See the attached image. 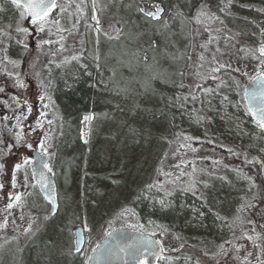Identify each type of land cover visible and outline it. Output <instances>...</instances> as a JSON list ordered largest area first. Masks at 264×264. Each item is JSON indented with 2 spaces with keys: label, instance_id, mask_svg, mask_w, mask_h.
Here are the masks:
<instances>
[{
  "label": "snow or ice",
  "instance_id": "obj_1",
  "mask_svg": "<svg viewBox=\"0 0 264 264\" xmlns=\"http://www.w3.org/2000/svg\"><path fill=\"white\" fill-rule=\"evenodd\" d=\"M235 3L238 0H160L152 5L153 10H146L140 6V0H0V108L4 110L0 111V201L4 202L0 207V230L11 223L15 226L14 230H20L21 236L33 241L47 227V222L58 216L60 205L56 193L50 189L48 175L44 171L39 173L41 192L33 182L36 177L34 160L20 149L35 153L41 158L39 163L47 174L56 175V140L65 136V130L51 92L55 87L56 70H61L60 75L63 76L67 66L74 62L78 66L76 73L83 70L85 76L92 78L90 86L115 98V110L121 113L127 111L131 118L118 125V129L125 130L123 138L118 141L120 144L127 148L129 144L141 145L155 138L167 144L169 149L174 143L177 144L171 150V159L175 160L177 155L181 158L171 165L176 171H166L163 165L169 159V151L165 150L154 168L155 178L140 186L131 200L121 204L107 219L103 231L105 242L113 237L117 240L127 239L124 229L114 227L118 222L126 229L140 233L139 242L105 247L103 252L102 244L97 243L91 249L93 255H88L81 246L82 233L77 230L74 233V247L62 248L54 237L45 241L41 251L44 264H56L54 255L58 248L60 256H81L82 264H89L104 254L123 255L131 258L134 264H150L149 257L157 264L160 261L173 264L181 257H171L166 253L182 252L185 245L166 247L165 239L172 234L171 229L153 220H148L147 224L141 223L136 205L146 201L153 210H175L173 198L178 193H191L200 201L199 206L191 208L194 221L202 222L206 213L201 209L207 208L208 213L232 234L231 238L216 246V251L202 250L203 257L198 258L195 264H222L227 256L238 264H264V21L257 22L245 17V27L235 30L229 27L226 19L235 18L232 11ZM239 6L252 8V5L246 4ZM255 11L264 14V7ZM9 13L12 15L9 16ZM137 14L145 17L143 25L139 23ZM24 21H29L31 26H24ZM81 25L84 28L82 33ZM248 25H252L256 31L249 32ZM202 32L208 34L207 39L199 44L202 51L193 64L189 50L195 49L194 41ZM73 35L80 37L79 49L70 56H62L68 51V37ZM247 35L256 37V40L249 42L240 39ZM53 36L57 38L52 39ZM29 37L34 41L32 47ZM101 38L109 45L107 51L101 47ZM181 41H187L183 51L179 47ZM238 44L240 47L237 49ZM232 50H236L238 59L255 62L252 72L248 71V65L240 66L237 63L233 66L230 59H224L231 55ZM41 56L48 57L42 65ZM57 56H62V59L57 60ZM205 63L210 65L206 72L201 71ZM188 69L193 70L192 75L197 81L193 85L184 83ZM78 78V75L74 76V79ZM242 78H246L254 87L250 90L243 86ZM208 81L214 82V86L209 85ZM64 83L70 86L67 79ZM157 84L187 90L164 97ZM29 88L36 93L35 103L31 96L23 94ZM9 89L14 91L9 92ZM232 93L240 96L241 101L234 102ZM214 99L219 100L221 109L227 106L242 108L243 113L251 118L254 124L251 133L241 127L239 118L235 123L238 134L248 136L251 143L243 148H234L217 145L212 139L201 141L199 137L183 131L169 134L171 128L177 127L173 109L182 116L189 115L203 127L211 122L212 117L201 113L217 110L213 108ZM157 100L163 107L157 104ZM197 104L200 108L195 107ZM189 105L192 107L189 108ZM139 114L151 119L152 123L147 128L137 124L135 118ZM29 116L33 117L31 122ZM98 119L114 120L115 117L107 112L83 115L78 135L84 145L89 144L94 121ZM117 135L119 132L112 139H116ZM194 142L201 146L204 143L212 144L213 151L215 147L223 148L230 157L241 160L243 167L223 164L221 158L212 160L211 171L206 167L198 168L195 154L199 148L194 146ZM189 152L193 158L186 160ZM124 156L127 158V153ZM221 165L233 172L238 181L244 182L240 203L231 216L222 215L218 208L214 209L201 190V186L205 190L211 188L213 179L230 185L233 183L227 176L217 175ZM188 168L190 172L185 171ZM246 168L251 171H246ZM113 172L114 175H106L102 179L108 181L106 188L118 194L123 191L127 180L116 169ZM199 173H203L207 179H199ZM91 175L85 171L82 179ZM185 176L188 177L186 181L183 179ZM76 203L81 209L84 208L79 201ZM92 203L95 204V201ZM180 207L186 206L181 204ZM14 209L18 215L13 212ZM72 215L75 220L81 221L84 231H92L86 214L73 211ZM17 220L26 226L21 229ZM67 222L74 223L70 217ZM57 227L59 235L64 228L62 225ZM174 238L180 239L178 235H174ZM18 239L14 236L0 244V264H4L5 245ZM240 240L247 241L251 248L236 243ZM22 252L21 247L7 249L13 264H22V257L17 259ZM191 260V256L185 257L186 264H191Z\"/></svg>",
  "mask_w": 264,
  "mask_h": 264
},
{
  "label": "trees",
  "instance_id": "obj_2",
  "mask_svg": "<svg viewBox=\"0 0 264 264\" xmlns=\"http://www.w3.org/2000/svg\"><path fill=\"white\" fill-rule=\"evenodd\" d=\"M142 2L153 5L154 3H159L160 0H140V4ZM240 4L252 5V8L250 9L247 7H240ZM262 7H264V0H238V3L233 4L232 7V9L234 10L233 13L235 14V18H227L226 23H228L229 27L235 30L238 27H245V17H247L249 20L262 22L264 21V14L255 11L256 8ZM8 15L11 16L12 13H9ZM137 16H139V23L143 25L145 23V17L141 14H137ZM133 18L135 19L136 17L134 16ZM248 30L249 32L256 31V29L252 25H248ZM242 39L246 41H255L256 37L247 35L242 36ZM105 45L104 49L105 51H107L109 45L107 43H105ZM76 68L77 67H67L64 70L65 74L63 76H61L60 73H57L56 77L55 104L63 118L65 130V136L61 138L58 150V155L60 154L61 158H63V163H65V161L68 160L72 156V154L74 155V141L77 140L79 128L78 124L81 116L89 112L96 114L107 112L114 115L116 120L123 121L126 119H131L127 111L121 113L115 110V98L110 97L107 93L98 92L95 88L91 87L90 85L93 82L92 78L85 76L83 74V70H79V72L76 73ZM93 73L95 75L94 70ZM75 75H78L79 78L74 79ZM65 79L68 80L70 86H65ZM208 84L214 86V82L212 81H208ZM157 87L162 91L164 97L173 96L183 92V90L177 87L167 85L164 86L162 84H157ZM232 98L234 102H239L235 93H232ZM157 104L160 107H163V104H161L159 100H157ZM188 107L190 108L191 106L189 105ZM213 108L217 110L208 113L209 116L212 117V120L210 123H205L202 132L204 136L200 138L201 141L212 139L216 142V144H224L228 147L234 148H243L244 146L251 143L249 137L239 135V130L235 127L237 118H239V120L242 122L241 127L245 131L251 133L253 130L251 127L254 126V124L250 122V117L243 113L242 108L236 109L231 106H227L221 109L218 99L213 100ZM172 113H175V124L177 123L178 126L179 124H181L185 132L190 129L191 132L196 135H199L201 133L199 125H190L191 118L189 117V115L185 114L182 116L179 113H176L175 109L172 110ZM172 113H170V115ZM226 113L228 115H226ZM229 116L231 118H229ZM135 119L137 124H143L146 128L152 123L151 119L144 117L143 114H139ZM124 131L125 130H123V134ZM194 145H199V143L194 142ZM203 145L208 146L209 152L200 149L203 147H199L201 158L208 157L213 154L219 159L222 158L223 164H228L232 167H236L238 165L243 167L241 160H238L235 157H230L223 148L215 147V151H213L212 149L214 148V145L207 143H204ZM88 149L89 151L87 152L86 159L90 156H93L96 152V150L94 151L93 143L88 147ZM76 153H78V151H76ZM146 153H148V151ZM252 154L255 153L253 152ZM90 159L88 158L87 161L88 165L91 167L93 166L91 164L95 161L90 162ZM142 159H144V157ZM207 161L208 160L197 161V167L203 162ZM65 164L67 169L64 173V177L68 172H70V170H72V166L69 167L68 163ZM220 167L221 173H218L217 175L227 176L228 179L233 183L230 185L226 182L213 179L211 181V188L207 190L204 189L202 191L205 192V195L208 197L209 203L214 207V209L218 208L222 215L231 216L234 213L235 207L240 203L239 197L243 195V191H241V189L244 186V182L238 181L235 177V174L225 169L223 165H221ZM245 170L251 171V169L249 168H246ZM183 179L187 180L188 177H184ZM259 182L260 178L258 177V183ZM85 192L87 199L85 201L86 209L90 210L91 202H89V199H93V195L95 194L93 191H91V187H86ZM66 194L70 193L67 192ZM134 194L130 195L129 197H132ZM59 198L61 199V196H59ZM173 199L175 200L176 208L175 210L167 212H160L159 210L151 209L146 201L136 205V210L139 213L141 223L147 224L148 220H153L156 223L163 224L171 229L172 234L168 236L171 241L177 243L178 247L180 244L185 245L184 250L177 255L180 256L181 259L178 261L174 260L173 264H186V256H191V264H195V261L198 258L203 257L202 250L214 252L217 250L216 246L219 243H223L225 239L231 238L232 234L228 231L227 228L223 227L220 221H217L211 213H208L207 208L201 209L206 213L202 222L193 220L191 208L193 206H199L200 201L193 197L191 193H178ZM59 202V205L62 206L60 200ZM181 204L185 205L186 207L181 208ZM89 226L93 228V224L90 222ZM122 228H125V226H122ZM174 235H178L180 239L174 240ZM237 235H239V229H237ZM236 243L244 244L249 249L251 248V245L247 241L240 240L236 241ZM44 244L45 243L34 244V242L30 243L28 241L25 244L22 254L17 255V259H20L22 257V264H44L43 257L41 255ZM54 260L56 261V264H82V260L79 255L72 257L60 256L57 251L54 255ZM224 262H227V264H238V262L231 259V256L224 257V261H222V264H224ZM4 264H13L11 255L7 254V252L4 255ZM159 264H165V262L161 261Z\"/></svg>",
  "mask_w": 264,
  "mask_h": 264
},
{
  "label": "rangeland",
  "instance_id": "obj_3",
  "mask_svg": "<svg viewBox=\"0 0 264 264\" xmlns=\"http://www.w3.org/2000/svg\"><path fill=\"white\" fill-rule=\"evenodd\" d=\"M53 15H55V13H53ZM23 23L24 26H26L25 21ZM83 31L84 28L83 25H81L80 32L82 33ZM207 35H208L207 33L202 32L201 35L194 41L195 49L189 50L193 64H195L197 60L198 53L202 51L199 48V44L207 39ZM56 38L57 37L55 36L52 37V39H56ZM79 39L80 37L78 35L69 36L67 39L68 51L64 52L62 56H70L74 51L78 50L80 47L78 43ZM101 39H102L101 47L105 51L104 49L105 42H103V38ZM240 39H242V37ZM186 43L187 41H181L179 47L181 48L182 51L184 50V45ZM29 44L30 46H34V41L32 42L30 41ZM221 46L223 47L222 40H221ZM239 47L240 45L238 44L237 49ZM205 55L207 56L208 54ZM239 55L243 56L242 53H240ZM62 56H57L56 59L60 60L62 59ZM47 59L48 58L46 56H41L40 64L42 65L46 63ZM224 59L225 60L230 59L233 63V66H236L237 63H239L240 66L248 65L249 72H252V65L255 63L251 60L238 59L236 50H232L231 55L225 56ZM209 67L210 65L208 63H205L204 68L201 69V71L206 72L209 69ZM192 71H193L192 69H188L189 74L184 79V83L186 85H193L194 83L197 82L195 77L192 75ZM245 80L247 79L246 78L241 79V83L243 86L246 82ZM33 84L35 85V82H33ZM181 90H183L184 92L187 89H181ZM8 91L12 92L14 90L9 89ZM23 94L27 96V92ZM35 98H36V93L34 92L32 98L33 103H35ZM196 108H200V105L197 104ZM0 111H4V110L0 108ZM208 113L209 112L201 113V114H206L207 116H209ZM120 122L122 121L116 119L114 120L98 119L94 121V128L88 145H84L80 141L79 135H77V140L74 141L75 144V148H73L74 151L72 150L74 152V155L72 154V156L65 161V163H68L69 167L72 166V170H70V172H68L66 175L67 177L66 176L64 177V173L66 172L67 169L65 166L66 164L63 163L64 161L63 158H61L60 154L57 156L56 175L52 176V178L55 179L56 193L58 198L59 196H61V199L60 198L58 199V203L60 204L59 202L60 200L62 206L60 205L59 207L58 216L53 217L50 221H48L47 227L44 228L33 241H29L30 243L31 242L32 243L34 242V244L45 243V241H47L49 237H54L58 241L60 247L65 249L70 245L74 247L73 232L77 226L83 227L81 221L75 220V216L72 215L73 211H76L81 215L86 214L88 224L89 222L93 224V228H91L92 231L90 233L86 231V243L83 248L89 255L91 249L94 248V246L98 243V241H100V238L103 236V231H104V227L106 226L107 219L110 218L113 212L117 210L121 204L127 203L129 200H131L132 197L129 196L134 194L137 191L138 187L141 186V184L143 185L155 178L154 168L158 165L159 157L163 154L165 150L169 151V159L164 162L163 165L164 169L166 171L169 170L176 171L175 169L171 168V165L178 162L181 156L177 155L175 160L171 159V150H174L177 147V144L174 143L172 145V149H169L167 144H164L159 140L153 138L150 141H146L142 143L141 145L129 144V146L125 148L122 144L118 142L124 136L123 134L124 129H118V125L120 124ZM176 125H177L176 128H171L169 130L170 135L172 133H175L176 131L185 132L181 124H179L178 126V124L176 123ZM190 125L194 126L199 124H196L192 119H190ZM204 126L202 127L199 125L201 131L199 135L194 134L193 132H191L190 129L185 133H187L190 136L201 138L204 136L202 134ZM78 127H82L80 125V119H79ZM117 132H119V135L116 136V139H112V136ZM57 140H56V144H57ZM92 143L94 145V151L96 150V152L93 156L88 157L89 159L91 158L90 162L95 161L91 164L93 166L90 167L88 165V161H87L88 158L86 159L87 157L86 155L87 152L89 151L88 147L92 145ZM194 146L198 148L203 147L200 149L209 152V148L207 145L201 146L199 144ZM57 147H58L57 148V152H58L59 150L58 144ZM20 151L28 155L30 154L29 152H27V149H20ZM76 151H78V153H76ZM147 151L148 153H146ZM124 153H127V158H125ZM200 155L201 152L199 150L195 154V157L197 158L196 163L197 161H206V160L208 161L200 164L198 168L206 167L208 168L209 171L212 170L211 169L212 160L213 159L219 160V158H217L213 154L208 156L210 159L201 160L199 159L201 158ZM143 157L144 159H142ZM192 158H193V154L190 152L185 157L186 160ZM85 162L87 163V167H85ZM114 169L119 171L122 174V176L127 180V184L123 186V191L118 194L113 193L111 191V188H106L105 185L108 184V181L102 179V177L106 175H114L113 172ZM85 171L91 173L92 175L88 177H84L82 179ZM185 171L190 172L191 169L188 168ZM218 173H221V167L220 170L218 169L217 174ZM198 178L201 180L207 179V177L203 173H199ZM161 179H163V177H161ZM86 187H91V191H93L95 194L93 195V199L92 198L89 199V202H91L90 210L86 209V203H85V201L87 200L86 192H85ZM201 190H204L202 186H201ZM67 192H69L70 194H66ZM82 192L84 193L83 196H81ZM126 197L128 198L127 200H125ZM77 201H79L80 204L84 205L83 209L79 207V204L76 203ZM93 201H95V204L92 203ZM3 203H4L3 201H0V207L3 206ZM13 212L16 215L19 214L16 212L15 209L13 210ZM25 214L27 215V209H25ZM42 215L43 214H41V222H42ZM69 217L74 221V223L67 222V219ZM0 220H2V216H0ZM9 220H11V217H9ZM17 225H20L21 229L24 226H26V224H21L19 220H17ZM58 225H62L64 228V231L59 235H57V233L59 232V228L57 227ZM122 226L124 225L119 222L114 225L115 228ZM14 227L15 226L13 224L9 223L6 229L0 230V244H3L5 240H11L12 237L14 236L19 238L18 241H12L10 244H6L5 252H7V249H15L17 247H21L24 249L25 244L28 242L26 237L20 235V230H14ZM165 246L169 248L178 247L177 243L171 241L169 237L165 239ZM56 251L59 253V248ZM179 253L180 252H167L166 255L175 257ZM80 258L82 260L81 256Z\"/></svg>",
  "mask_w": 264,
  "mask_h": 264
},
{
  "label": "water",
  "instance_id": "obj_4",
  "mask_svg": "<svg viewBox=\"0 0 264 264\" xmlns=\"http://www.w3.org/2000/svg\"><path fill=\"white\" fill-rule=\"evenodd\" d=\"M27 23H30L29 21H27ZM246 87H248L250 90L254 87V85L252 84H247ZM30 157L34 160V164L33 167L35 169V173H36V177L34 180V183L37 184L38 190H40L41 192H43V189H39V173L41 171H44L46 173V175H48V183L50 186V189L53 190L56 193V186L54 183V180L51 178V176L49 174H47L46 169H43L41 167V164L39 163V160L41 159L39 156H37L35 153H31ZM77 230H80L82 233V248L84 245V240H85V234H84V230L82 228H77L75 229L74 233L77 232ZM124 232L126 234L127 239H120L117 240L115 237L109 239L108 241H104V238L99 242L102 244V248L101 251L103 252V250L105 249V247H112L114 248L117 244H126V243H132V242H139L140 239V233L138 232H132L128 229H124ZM73 233V237H74V246H75V235ZM90 255H93V253L91 252ZM149 261L150 264H157V261H155L154 259H152L151 257H149ZM134 264V262L131 260V258H125L123 255H118V256H109L107 254L101 255L99 257H97L96 259L92 260L91 262H89V264Z\"/></svg>",
  "mask_w": 264,
  "mask_h": 264
},
{
  "label": "flooded vegetation",
  "instance_id": "obj_5",
  "mask_svg": "<svg viewBox=\"0 0 264 264\" xmlns=\"http://www.w3.org/2000/svg\"><path fill=\"white\" fill-rule=\"evenodd\" d=\"M146 4L147 3H145V2H142L141 4H140V6H142V7H144L145 9H146ZM149 5V9H146V10H153L152 9V5H150V4H148ZM142 15V14H141ZM29 40L32 42L33 41V39L31 38V37H29ZM47 57V56H46ZM48 58V57H47ZM67 67H78V66H76L75 65V63H73V64H71V65H68ZM60 71L61 70H59V69H57L56 70V73L54 74V75H56V77H57V73L59 74L60 73ZM55 83H56V80H55ZM34 85V84H33ZM55 88H56V86L54 87V89L52 90V92H51V95H52V98H53V100L55 101ZM33 95H34V91H33V89L32 88H29L28 89V91H27V96H31L32 98H33ZM57 110V109H56ZM58 113V112H57ZM36 114V112H35V108H34V113H33V115H35ZM62 117V116H61ZM33 120V117L32 116H30L29 117V122H31ZM27 123V122H26ZM252 129H254L253 127H251Z\"/></svg>",
  "mask_w": 264,
  "mask_h": 264
},
{
  "label": "bare ground",
  "instance_id": "obj_6",
  "mask_svg": "<svg viewBox=\"0 0 264 264\" xmlns=\"http://www.w3.org/2000/svg\"><path fill=\"white\" fill-rule=\"evenodd\" d=\"M40 60H41V58H40ZM55 86H56V83H55ZM57 112H58V115L61 117V114H60V112H59V110L57 109ZM89 113H91V112H89ZM88 114V113H87ZM81 118H82V116L80 117V120H81Z\"/></svg>",
  "mask_w": 264,
  "mask_h": 264
}]
</instances>
